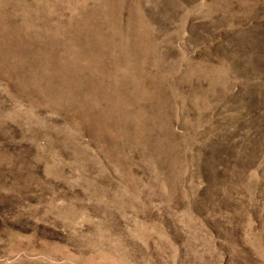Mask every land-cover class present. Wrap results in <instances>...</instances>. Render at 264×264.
Returning a JSON list of instances; mask_svg holds the SVG:
<instances>
[{"label":"rangeland","instance_id":"obj_1","mask_svg":"<svg viewBox=\"0 0 264 264\" xmlns=\"http://www.w3.org/2000/svg\"><path fill=\"white\" fill-rule=\"evenodd\" d=\"M0 264H264V0H0Z\"/></svg>","mask_w":264,"mask_h":264}]
</instances>
